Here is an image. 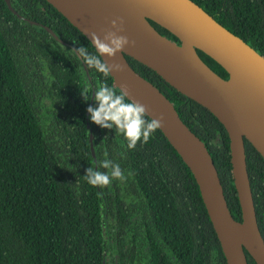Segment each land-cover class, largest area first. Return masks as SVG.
Wrapping results in <instances>:
<instances>
[{
	"label": "trees",
	"instance_id": "trees-1",
	"mask_svg": "<svg viewBox=\"0 0 264 264\" xmlns=\"http://www.w3.org/2000/svg\"><path fill=\"white\" fill-rule=\"evenodd\" d=\"M193 1L264 56V0ZM9 3L21 16L0 0V264H226L195 180L161 131L128 149L114 128L90 121L94 92L85 101L80 91L101 83L119 89L94 68L86 66V74L72 53L78 44L94 51L88 38L47 0ZM196 52L226 77L220 64ZM125 57L203 141L230 213L240 219L223 125L153 69ZM243 144L264 240V158L245 138ZM105 158L121 166L125 180L93 187L83 176Z\"/></svg>",
	"mask_w": 264,
	"mask_h": 264
},
{
	"label": "water",
	"instance_id": "water-1",
	"mask_svg": "<svg viewBox=\"0 0 264 264\" xmlns=\"http://www.w3.org/2000/svg\"><path fill=\"white\" fill-rule=\"evenodd\" d=\"M4 1L21 16L9 0ZM47 1L89 41L87 32L102 36L112 19H123L124 31L120 34L134 45L116 53L114 59L123 71L108 74L112 84L123 88L129 99L147 105L150 119L163 114L164 124L159 130L189 168L226 264H248L244 250L256 264H264V240L256 222L243 144L245 138L264 158V56L193 0ZM149 19L171 32L177 41L157 31ZM42 26L64 43L49 26ZM196 48L220 64L226 77L212 70ZM125 55L153 69L171 86L206 107L223 125L240 219L230 213L203 141L180 119L172 102L133 69ZM82 65L87 74L86 65ZM89 147L95 159L91 142Z\"/></svg>",
	"mask_w": 264,
	"mask_h": 264
},
{
	"label": "clouds",
	"instance_id": "clouds-1",
	"mask_svg": "<svg viewBox=\"0 0 264 264\" xmlns=\"http://www.w3.org/2000/svg\"><path fill=\"white\" fill-rule=\"evenodd\" d=\"M123 31V19L116 17L109 22V29L103 30L102 36L94 31L87 32L94 51L79 44L71 51L88 68H94L105 76L113 72L120 73L123 71V66L115 61L114 57L125 47L134 45V41L120 34ZM102 57H107L108 60H103ZM124 87L126 88V85ZM89 92H94V101L97 105L86 108L90 121L104 129L114 128L116 133L124 136L128 149H134L137 143H148L152 134L164 124L163 114L147 119L148 106L138 100L129 99L128 93L123 88L118 91L105 83H101L94 90L85 88L80 91L85 101L91 98ZM83 178L93 187H106L113 180H125V174L118 163L105 158L97 161L96 167L89 166Z\"/></svg>",
	"mask_w": 264,
	"mask_h": 264
}]
</instances>
